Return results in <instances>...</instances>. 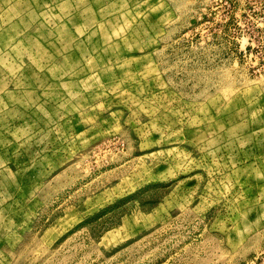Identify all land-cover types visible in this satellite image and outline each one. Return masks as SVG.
<instances>
[{"label": "rangeland", "instance_id": "374dc122", "mask_svg": "<svg viewBox=\"0 0 264 264\" xmlns=\"http://www.w3.org/2000/svg\"><path fill=\"white\" fill-rule=\"evenodd\" d=\"M0 264H264V0H0Z\"/></svg>", "mask_w": 264, "mask_h": 264}]
</instances>
